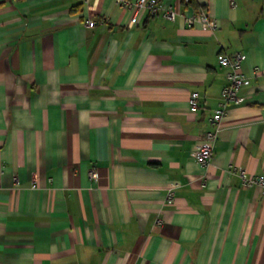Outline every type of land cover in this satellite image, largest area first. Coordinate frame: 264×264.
<instances>
[{
  "label": "crops",
  "instance_id": "1",
  "mask_svg": "<svg viewBox=\"0 0 264 264\" xmlns=\"http://www.w3.org/2000/svg\"><path fill=\"white\" fill-rule=\"evenodd\" d=\"M158 1L0 0V264H264V0ZM220 53L250 83L202 166Z\"/></svg>",
  "mask_w": 264,
  "mask_h": 264
},
{
  "label": "built area",
  "instance_id": "2",
  "mask_svg": "<svg viewBox=\"0 0 264 264\" xmlns=\"http://www.w3.org/2000/svg\"><path fill=\"white\" fill-rule=\"evenodd\" d=\"M189 1V0H186ZM117 2L133 12L130 19L129 27L136 25L140 16L148 12L151 16L161 15L167 20L174 21L180 15L172 6H166L158 0H117ZM189 26L200 22L207 25L211 29L219 28L216 20H212L207 15L205 9L199 7L196 13L185 18ZM89 21L87 22V25ZM247 58L243 53L229 55L220 53L218 55V63L220 66L227 69V84L221 91V101L218 107L214 110L213 116L210 118V124L214 127L213 130H207L200 138V143L197 145L194 156L202 166H208L213 157V144L219 138V133L222 129V124L227 115V109L231 104H240L244 101L241 95V89L250 83V77L243 71L242 63ZM200 94L192 92L189 97L190 110L196 112L199 109ZM90 177L95 179L97 172L93 168L90 170ZM245 183L249 186H259L264 193V175H259L251 178L245 176V172L241 171ZM177 185L169 188L167 199L173 201L175 198V188Z\"/></svg>",
  "mask_w": 264,
  "mask_h": 264
},
{
  "label": "trees",
  "instance_id": "3",
  "mask_svg": "<svg viewBox=\"0 0 264 264\" xmlns=\"http://www.w3.org/2000/svg\"><path fill=\"white\" fill-rule=\"evenodd\" d=\"M190 2H191V0H190ZM191 4H192V2H191Z\"/></svg>",
  "mask_w": 264,
  "mask_h": 264
}]
</instances>
